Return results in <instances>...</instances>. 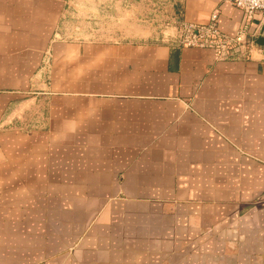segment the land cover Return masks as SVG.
<instances>
[{
	"label": "crops",
	"instance_id": "1",
	"mask_svg": "<svg viewBox=\"0 0 264 264\" xmlns=\"http://www.w3.org/2000/svg\"><path fill=\"white\" fill-rule=\"evenodd\" d=\"M131 1L0 0V264H264V47L83 24Z\"/></svg>",
	"mask_w": 264,
	"mask_h": 264
},
{
	"label": "built area",
	"instance_id": "2",
	"mask_svg": "<svg viewBox=\"0 0 264 264\" xmlns=\"http://www.w3.org/2000/svg\"><path fill=\"white\" fill-rule=\"evenodd\" d=\"M227 1L242 12L240 23L233 32L228 33L220 28L217 9H214L210 13L209 20L202 24L187 22L172 15L170 19L176 30L175 42L181 46L211 48L217 57L222 59L247 56L252 47L261 50L262 46L257 45L255 40L262 35L264 0ZM256 17L259 19V24L254 23Z\"/></svg>",
	"mask_w": 264,
	"mask_h": 264
},
{
	"label": "rangeland",
	"instance_id": "3",
	"mask_svg": "<svg viewBox=\"0 0 264 264\" xmlns=\"http://www.w3.org/2000/svg\"><path fill=\"white\" fill-rule=\"evenodd\" d=\"M118 10L120 21H117L116 18L107 19V17L103 19L85 18V23L83 24L88 29L92 27L95 31L103 28L116 29L118 26L119 28L139 26L141 31L148 30L154 32L151 34L152 36L142 37L144 40H168L175 39L176 37L174 23L170 19L172 16V7L169 5H151L132 0L130 3L127 2L119 5ZM88 22L91 23L88 24Z\"/></svg>",
	"mask_w": 264,
	"mask_h": 264
},
{
	"label": "water",
	"instance_id": "4",
	"mask_svg": "<svg viewBox=\"0 0 264 264\" xmlns=\"http://www.w3.org/2000/svg\"><path fill=\"white\" fill-rule=\"evenodd\" d=\"M261 32H262V35L256 38L255 43L259 46L264 47V35H263L264 34V20L262 22Z\"/></svg>",
	"mask_w": 264,
	"mask_h": 264
}]
</instances>
